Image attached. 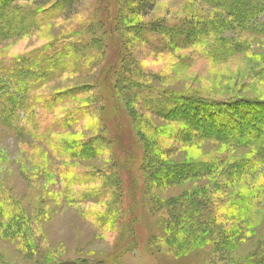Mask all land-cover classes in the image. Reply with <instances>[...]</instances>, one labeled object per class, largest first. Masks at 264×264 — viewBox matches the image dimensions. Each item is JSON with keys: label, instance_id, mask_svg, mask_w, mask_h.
<instances>
[{"label": "rangeland", "instance_id": "1", "mask_svg": "<svg viewBox=\"0 0 264 264\" xmlns=\"http://www.w3.org/2000/svg\"><path fill=\"white\" fill-rule=\"evenodd\" d=\"M55 1L0 0L9 4L0 27V264H233L261 250L264 170L214 190L225 164L252 161L256 151L209 137L183 147L174 137L192 125L179 122L184 110L159 113L172 110L168 92L245 107L264 102V36L233 17L249 5L251 25L264 20L260 0H153L146 16L133 0H77L68 13ZM64 43L76 59L56 63L52 55ZM59 63L66 69L56 75ZM68 117L76 119L62 120ZM214 123L212 133L223 126ZM84 142L91 152L80 151ZM146 153L163 154L165 167L224 157L222 174L149 186L147 173L164 165L147 163ZM197 189L219 199L257 195L244 219L250 238L219 254L209 236H190L194 245L165 243L167 202Z\"/></svg>", "mask_w": 264, "mask_h": 264}, {"label": "trees", "instance_id": "2", "mask_svg": "<svg viewBox=\"0 0 264 264\" xmlns=\"http://www.w3.org/2000/svg\"><path fill=\"white\" fill-rule=\"evenodd\" d=\"M10 0H8L9 2ZM77 0H56L54 5L56 8L60 10L62 13H68L70 9L74 6ZM7 2V3H8ZM50 0H33V3L36 4H47ZM247 3H249L247 1ZM133 4V5H132ZM133 9L139 13L140 16H146L148 15L154 8V2L153 0H133L132 2ZM241 4H243V0L241 1ZM9 4H6L1 6L0 5V27L3 26L5 13H7ZM258 11H264V0H260L258 5ZM254 11L255 8H251L249 5H245L243 11L235 12L233 15L235 22H238V25L242 27L244 31H247L251 34H260L264 36V20L260 21L259 23L255 25H251V23L254 21ZM257 14V13H256ZM7 26V23L4 24V26ZM155 25V24H154ZM153 25V26H154ZM198 26V25H197ZM203 26L208 27L207 29H211L213 25L210 27V25L205 22L203 23ZM215 26V25H214ZM7 29V28H6ZM159 29V27H157ZM10 30V29H8ZM152 30V28H151ZM187 30V29H185ZM173 33H178L180 38H190V35L183 34L179 30L172 31ZM171 33V32H166ZM197 34V33H196ZM203 34V33H202ZM1 35V33H0ZM171 36V35H170ZM171 38V37H170ZM173 41L178 40V36H172ZM70 44L64 43V45H60L62 47H59L58 51H55L53 53L54 62H63L67 61L70 58H75V56H71L70 54V48L73 46H70ZM48 48H52L50 46H46ZM69 47V48H66ZM75 48V45H74ZM51 50V49H49ZM73 51V50H72ZM52 54V51H50ZM59 52V53H58ZM76 59V58H75ZM59 63V64H60ZM115 63V62H114ZM81 65V63H80ZM79 65V66H80ZM76 66V64L74 65ZM58 68L52 69L55 74L62 73L64 71L63 69H66V67H63L61 64L57 66ZM105 72L107 73L108 67L106 68ZM50 70V71H52ZM49 73V71L47 70ZM43 74V73H41ZM45 74V73H44ZM56 74V75H57ZM105 74V73H104ZM44 76V75H43ZM47 76V75H46ZM43 78V77H42ZM46 79V78H45ZM134 84L137 85V81H134ZM140 88L144 89L142 85H138ZM147 89V88H145ZM155 94H162V90L156 89L153 90ZM73 93V92H72ZM103 94V93H102ZM167 97L165 100H168L169 104L175 106L173 109V106L168 108L172 110L160 112L164 109L159 107V113L162 114H169L172 115L176 110L183 109V114H180L179 122L184 121V123L190 122L192 125H188L189 127H185V130L182 129L179 135L174 137V142L180 143L183 147L189 146L190 144H195V142L201 141V138H208L211 139L210 141H219L222 143H226L227 145H230L232 148L237 147H253V149L257 153L256 159L246 160L241 159L239 162H232L230 164L224 165V174L225 176L222 178H216L214 182V190L215 191H224L226 188L234 185V181H246V178L249 177L252 178L254 176V173L262 172L264 169V102H261V105H256L253 102L248 103V105L242 106L239 104L234 103H225L222 101H216V100H207L200 96H188V95H182L178 93H172L168 92ZM67 94L62 97L63 100L66 99ZM100 96V95H99ZM182 100H181V98ZM52 98H59V94ZM180 98V99H178ZM54 100V99H53ZM15 109H10V112L14 111ZM207 110H211L212 112L210 114H204L202 115L198 114L200 112H207ZM251 110V111H250ZM239 111H244L248 116L242 117L241 114H239ZM251 113V114H248ZM82 114V113H81ZM86 114V113H84ZM192 116L193 121L189 120V116ZM199 115V116H198ZM198 116V117H197ZM245 118V119H244ZM76 119V118H73ZM73 119H70L69 117L66 119H62L65 122H69ZM216 119H220L222 121L223 126H220V129H216L215 132H210L209 128H214ZM232 120H236L237 123H234ZM3 123L11 122L9 120V117L6 120H3ZM206 123V124H205ZM233 123L231 126H227L226 124ZM251 124L255 125V128H251ZM7 125V124H6ZM182 125V124H181ZM205 125V128L203 127ZM233 128L235 134L233 136L229 134L230 131L229 128ZM204 128V129H203ZM207 128V129H206ZM249 128L250 132H254L256 136H244L241 137L240 135L244 134L245 129ZM195 131H194V130ZM14 131V135L16 137L23 136L21 134V130L17 128H12ZM219 130V131H218ZM193 132V133H192ZM220 135H219V134ZM84 147H83V146ZM80 151L84 153L91 152V147H89V142H84L81 144V146H78ZM169 147H166V150H168ZM172 151V150H168ZM261 153V154H260ZM158 155V156H157ZM163 154H156V155H150V153H146L144 155V159L147 163H151V160L158 165V168L160 165L165 164V160L162 159ZM224 159L219 158L214 160H208V161H188L189 163H182L179 165H175V167L169 165H164V170H161V172H155L147 173L148 174V180L146 181L147 185L151 186L154 185L157 186L158 183H162L164 186H170L179 184L187 179L197 177V176H203L204 174H216L221 175L222 173H218V169L220 168V160ZM164 162V163H163ZM262 165V167H261ZM245 166V167H243ZM148 167V166H147ZM222 168V167H221ZM222 168V169H223ZM221 169V170H222ZM149 172V171H148ZM211 188V187H210ZM212 189V188H211ZM251 189V187H250ZM198 190V191H197ZM197 190H187L181 197L171 198V202H167V205L165 207L166 211V219L167 223L166 225V231L164 232V242L166 243L167 240H169V243H183V244H193L194 240L193 237L190 239V236L195 235L196 239L202 240V238H205L209 236L212 238V247H213V253L219 254L222 252L223 246H231V248L238 246L240 243L245 242L248 238H250V232L248 230V224L245 222V216L248 214V212L252 211L254 208H256L255 201L257 200V195H252L248 198L242 197V196H232L230 199L225 198H216L217 195H213L212 197L206 196L200 192L199 189ZM213 190V189H212ZM204 191V190H203ZM210 191V190H209ZM207 191V192H209ZM260 193V192H258ZM170 201V200H169ZM255 210V209H254ZM231 222V223H230ZM194 238V239H195ZM190 240V241H189ZM191 242V243H190ZM194 245V244H193ZM219 250V251H218ZM258 249H255L253 252L249 253V255L243 259H239L235 262H232L233 264H264V245L262 246L261 250L257 251Z\"/></svg>", "mask_w": 264, "mask_h": 264}, {"label": "water", "instance_id": "3", "mask_svg": "<svg viewBox=\"0 0 264 264\" xmlns=\"http://www.w3.org/2000/svg\"><path fill=\"white\" fill-rule=\"evenodd\" d=\"M53 264H77V262L74 260H65V261H60V262L53 263Z\"/></svg>", "mask_w": 264, "mask_h": 264}]
</instances>
